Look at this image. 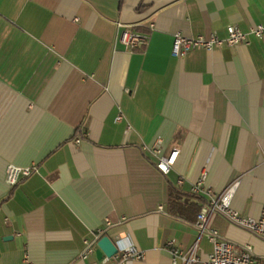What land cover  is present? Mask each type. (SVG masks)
Wrapping results in <instances>:
<instances>
[{
  "label": "crops",
  "instance_id": "0c3cea01",
  "mask_svg": "<svg viewBox=\"0 0 264 264\" xmlns=\"http://www.w3.org/2000/svg\"><path fill=\"white\" fill-rule=\"evenodd\" d=\"M118 22L148 43L127 49ZM260 24L264 0H0V264H118L97 245L82 256L101 231L144 254L125 264H184L170 241L185 252L198 241L203 264L204 201L233 186L232 206L261 217L264 35L172 53L178 32ZM158 136L180 150L168 174L148 148ZM11 164L37 170L11 186ZM213 226L264 255V237L222 215Z\"/></svg>",
  "mask_w": 264,
  "mask_h": 264
},
{
  "label": "built area",
  "instance_id": "2783aa9c",
  "mask_svg": "<svg viewBox=\"0 0 264 264\" xmlns=\"http://www.w3.org/2000/svg\"><path fill=\"white\" fill-rule=\"evenodd\" d=\"M122 28L119 34V41L127 48L134 49L146 45L149 40V34L139 32L128 25L118 22ZM255 36L262 38L264 35V24L253 27L246 31L237 25H229L226 30V35L221 36L213 33L210 36L199 34L197 36H185L178 32L175 34L172 53L175 57L182 58L188 52L195 48H204L213 50L224 45L236 47L240 44H249L251 37ZM123 119L122 114L117 117V120ZM80 141V139H77ZM157 156V168L164 174H168L175 165L180 150L174 148L170 153L164 150V138L158 136L154 143L148 147ZM37 170L36 165L19 166L11 164L7 170L6 181L9 185L15 186L19 183L22 177H27ZM207 174L203 172L199 179L194 183L191 192L194 195H199L203 191V186L206 181ZM234 187H230L222 194H216L209 197L203 202L198 219L195 223L199 231V238L202 235H207L213 243V251L209 253L208 258L203 264H264V255H258L250 245H239L236 242L223 237L220 231L213 226V220L217 215H222L230 222L264 237V210L261 217L244 216L239 210L232 206ZM163 206H161V209ZM109 224V221H108ZM101 231L99 235H102ZM98 235V236H99ZM169 247L173 253V261L176 263L181 260L184 264L200 263V258L197 255L198 241L190 251H183L175 245L174 241L169 242ZM95 252V243L86 241V248L83 252V257L86 258ZM119 260L118 264H125L131 258L141 259L144 254L136 251L133 247L122 246L115 256ZM109 259L108 257L106 258ZM25 260L31 263L30 255L26 254Z\"/></svg>",
  "mask_w": 264,
  "mask_h": 264
},
{
  "label": "water",
  "instance_id": "95a60500",
  "mask_svg": "<svg viewBox=\"0 0 264 264\" xmlns=\"http://www.w3.org/2000/svg\"><path fill=\"white\" fill-rule=\"evenodd\" d=\"M94 243L97 245L96 253L101 258L104 256L113 258L117 253H119L118 244L108 235H99Z\"/></svg>",
  "mask_w": 264,
  "mask_h": 264
},
{
  "label": "trees",
  "instance_id": "16d2710c",
  "mask_svg": "<svg viewBox=\"0 0 264 264\" xmlns=\"http://www.w3.org/2000/svg\"><path fill=\"white\" fill-rule=\"evenodd\" d=\"M177 197L174 196V194H171V211L175 214H178V211L176 212V209L174 208V203H176Z\"/></svg>",
  "mask_w": 264,
  "mask_h": 264
}]
</instances>
